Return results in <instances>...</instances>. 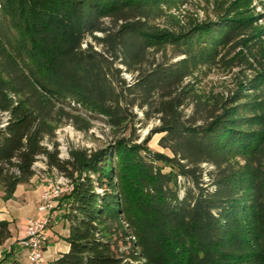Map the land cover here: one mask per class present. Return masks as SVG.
I'll return each mask as SVG.
<instances>
[{"label":"trees","instance_id":"16d2710c","mask_svg":"<svg viewBox=\"0 0 264 264\" xmlns=\"http://www.w3.org/2000/svg\"><path fill=\"white\" fill-rule=\"evenodd\" d=\"M192 1L0 0V190L41 156L72 180L55 264H264V11L213 0L214 18L182 25ZM213 69L234 78L226 94L194 85ZM136 106L171 155L134 131L68 159L44 142L65 119L88 130L80 112L125 130ZM11 236L0 211V245Z\"/></svg>","mask_w":264,"mask_h":264},{"label":"rangeland","instance_id":"374dc122","mask_svg":"<svg viewBox=\"0 0 264 264\" xmlns=\"http://www.w3.org/2000/svg\"><path fill=\"white\" fill-rule=\"evenodd\" d=\"M259 0L254 2L256 12H263L264 7L259 3ZM264 2V0H262ZM213 0H194L189 2L186 7H183L185 12L181 15V24L189 23L190 20H205L208 17H215ZM177 13V12H176ZM165 17L157 20L158 24H165ZM107 24H110V20L107 19ZM258 25H264V17L260 16L258 19ZM101 35V33H98ZM89 41L92 40L91 37L88 38ZM97 46V45H96ZM99 48V46H97ZM172 49H168V57L172 56ZM161 53H157V57H160ZM178 59V58H175ZM123 70H125L123 65H120ZM123 76L128 82H133L136 74L131 72L123 71ZM234 78L230 75H225L222 70L213 69L207 74H202L200 81H195V86L201 90L202 93L210 94L212 91L221 92L225 91V94L234 87ZM192 106L188 105L185 107V113L191 114ZM134 112L138 114L137 119L129 125L125 130L114 129L109 126L101 117H90L89 114L85 112H80L83 118L87 119V124L90 122V128L88 130L80 129L77 125L73 124L68 119H65L63 124H61L56 130L53 140L46 139L44 142L48 148L53 149V142H56L60 152V157L62 159H68L71 156L73 150L80 151H95L97 149L107 146L109 143L113 142L116 138L122 136H130L133 131L135 136L138 138V142H143L147 140L149 148L154 152H162L171 155V151L168 148L163 147L160 144V139L163 133L156 132V128L160 125V120L158 117L147 118L144 110L141 107L136 106ZM1 115V114H0ZM5 115H2V117ZM80 126L85 125V122L79 121ZM46 158L41 156L36 162L37 168V185H43L45 188L49 183V180L56 176V171L54 168H50L46 164ZM204 179L206 182L209 181V172L213 170V167L209 164H204ZM169 168H166L168 170ZM58 170V169H57ZM61 172L60 170H58ZM36 198V204H37ZM38 208V204H37ZM61 214V210H57ZM52 213V212H51ZM51 214H49L50 217ZM138 264V263H134Z\"/></svg>","mask_w":264,"mask_h":264},{"label":"crops","instance_id":"0c3cea01","mask_svg":"<svg viewBox=\"0 0 264 264\" xmlns=\"http://www.w3.org/2000/svg\"><path fill=\"white\" fill-rule=\"evenodd\" d=\"M37 176L36 173L29 182L19 184L10 199H5L4 192L0 190L1 217L10 222L12 232V236L0 245V264H29L27 251L21 240L26 235L29 219L46 214L39 212L36 204V198L44 189L43 185H37ZM50 214L49 240L44 264H55V261L70 249V244L65 239L69 234L68 223L61 219V214L57 210Z\"/></svg>","mask_w":264,"mask_h":264},{"label":"built area","instance_id":"2783aa9c","mask_svg":"<svg viewBox=\"0 0 264 264\" xmlns=\"http://www.w3.org/2000/svg\"><path fill=\"white\" fill-rule=\"evenodd\" d=\"M6 124L7 117L4 119L3 125ZM37 165L38 163L35 162L34 168L36 173ZM54 170L57 173L56 176L49 180V183L39 194L37 199L39 212L46 214L42 217L29 219L26 235L21 240L22 246L27 251L29 264H44L46 247L49 240V214L57 207L59 198L63 194L71 192L73 189L72 180L64 173L59 172L57 168L54 167Z\"/></svg>","mask_w":264,"mask_h":264}]
</instances>
